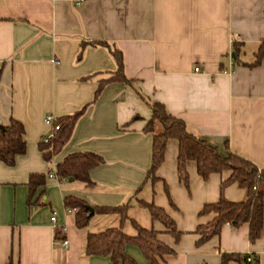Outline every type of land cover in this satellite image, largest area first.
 <instances>
[{"label":"crops","instance_id":"1","mask_svg":"<svg viewBox=\"0 0 264 264\" xmlns=\"http://www.w3.org/2000/svg\"><path fill=\"white\" fill-rule=\"evenodd\" d=\"M263 38L264 0H0V127L20 122L26 143L14 166L0 162V264H112L85 254L87 236L120 228L136 237L133 223L157 232L173 251L160 264H221L222 253L264 264V225L254 242L247 225L225 224L219 236L197 245L198 228L214 218L201 215L203 207L221 198L241 202L245 190L222 187L230 172L202 179L192 161L186 187L175 139L152 181V134L144 130L149 105L160 104L189 134L264 170V58L255 68L232 58L235 42L239 63H252ZM209 95L213 106H199ZM78 112L70 138L46 160L45 118ZM83 153L103 160L88 173L91 185L48 178L66 157ZM32 175L45 176L46 184L30 198ZM66 197L91 208H130L123 222L117 214L94 215L78 229ZM141 203L163 209L179 239ZM125 252L150 264L136 246Z\"/></svg>","mask_w":264,"mask_h":264},{"label":"trees","instance_id":"2","mask_svg":"<svg viewBox=\"0 0 264 264\" xmlns=\"http://www.w3.org/2000/svg\"><path fill=\"white\" fill-rule=\"evenodd\" d=\"M241 45L233 43L232 55L234 65H242L248 68L258 67L264 58V38L258 45L254 54V61L250 64H240L238 57ZM118 64V72L122 69V57L120 52L114 54ZM120 79L118 76L117 78ZM151 118L145 127V131L152 134L151 167L147 173L148 178L154 181L155 172L164 159L166 144L169 139L178 142L177 172L179 180L187 187L188 175L186 164L195 162L197 173L202 179H207L211 174H222L230 172V177L222 183H237L245 190V198L241 202H230L221 198L217 203L203 207L201 215L213 214V220L206 226L198 228L200 238L197 245L200 246L210 238L219 236L222 227L229 224L233 228L242 225L248 226V238L251 242L261 237L264 225V170H259L253 163L236 156L230 152L225 154L186 131L185 125L169 115L163 105L150 104ZM78 112L72 116L56 119L59 130L47 144L51 151L44 155L48 161L68 141L76 120L80 116ZM156 125L161 126V132L156 133ZM47 147L46 145H42ZM48 148V147H47ZM26 152L23 125L11 120L9 125L0 129V162L8 167L15 164L18 156ZM103 160L94 154L83 153L69 155L55 168V174L59 181L73 178L86 185H91L88 173L90 170L102 165ZM46 179L43 175H32L28 181L30 198L32 195L45 187ZM150 213L152 221L161 223L166 230L178 240L180 233L176 230L173 221L166 215L163 209L154 204L141 203ZM64 205L74 213L75 226L78 229L86 228L94 215L117 214L123 222L127 218V210L130 205L125 204L117 207H94V215L89 216L87 204L73 197H66ZM137 231L136 237H129L119 229H108L100 234H89L86 239L85 254L109 258L112 264H138L125 252L127 245L138 247L150 264H160L163 257L173 254V251L160 243L157 239L158 233L154 230H145L133 223ZM246 257L221 254V264H242Z\"/></svg>","mask_w":264,"mask_h":264},{"label":"built area","instance_id":"3","mask_svg":"<svg viewBox=\"0 0 264 264\" xmlns=\"http://www.w3.org/2000/svg\"><path fill=\"white\" fill-rule=\"evenodd\" d=\"M199 71H200L199 68H195V69H194V72H199ZM44 122H45V124H46L47 126L50 127V131H49V133L46 135V137H44V138L42 139V144L47 145V144H49V143L52 141V139H54V137L56 136V134H57V132H58V130H59V126L56 124V120L53 118V116H47V117L45 118ZM48 178H49V179H57V176H56V174H55V171L52 172V173H50V174L48 175ZM67 211H68V212H71V210H69V209H67ZM50 221H51V223H52L53 225L56 223V221H57L56 213H52V216L50 217ZM61 244H62V246H63L64 248H66L67 245H68V243H67L66 240L62 241ZM250 262H251V257L247 256V257H246V263H250Z\"/></svg>","mask_w":264,"mask_h":264},{"label":"clouds","instance_id":"4","mask_svg":"<svg viewBox=\"0 0 264 264\" xmlns=\"http://www.w3.org/2000/svg\"><path fill=\"white\" fill-rule=\"evenodd\" d=\"M215 103V97L212 95H209L208 97L204 98L203 102L201 105L203 108H211L213 104Z\"/></svg>","mask_w":264,"mask_h":264},{"label":"water","instance_id":"5","mask_svg":"<svg viewBox=\"0 0 264 264\" xmlns=\"http://www.w3.org/2000/svg\"><path fill=\"white\" fill-rule=\"evenodd\" d=\"M233 57L234 56L232 55V58ZM0 129L2 130V127H0ZM72 180H73L72 178L69 179V181H72ZM87 210L89 211V216L92 217L94 215V209L87 206Z\"/></svg>","mask_w":264,"mask_h":264},{"label":"rangeland","instance_id":"6","mask_svg":"<svg viewBox=\"0 0 264 264\" xmlns=\"http://www.w3.org/2000/svg\"><path fill=\"white\" fill-rule=\"evenodd\" d=\"M161 132V126H158L157 130H156V133H159Z\"/></svg>","mask_w":264,"mask_h":264}]
</instances>
